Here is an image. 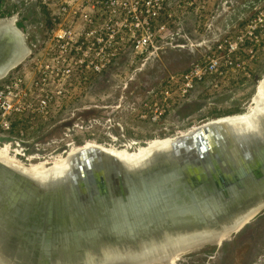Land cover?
Masks as SVG:
<instances>
[{
  "label": "water",
  "instance_id": "95a60500",
  "mask_svg": "<svg viewBox=\"0 0 264 264\" xmlns=\"http://www.w3.org/2000/svg\"><path fill=\"white\" fill-rule=\"evenodd\" d=\"M28 54L0 22V81ZM223 118L141 159L83 144L38 175L0 156V264H169L220 247L264 213V111L249 128Z\"/></svg>",
  "mask_w": 264,
  "mask_h": 264
},
{
  "label": "built area",
  "instance_id": "2783aa9c",
  "mask_svg": "<svg viewBox=\"0 0 264 264\" xmlns=\"http://www.w3.org/2000/svg\"><path fill=\"white\" fill-rule=\"evenodd\" d=\"M214 1L41 0L48 7L42 36L28 45L27 57L0 81L3 147L28 164L41 158L28 151L32 140L27 135L55 119L75 87L86 85L127 55L144 64L167 50L204 46L187 69L170 73L134 107L138 119L150 124L162 123L197 86L212 91L248 89L264 59V4L215 41L196 43L184 30L186 16L197 13L209 27ZM96 124L100 122L95 119L76 120L65 134ZM103 124L116 140L112 127L120 123L115 125L112 113Z\"/></svg>",
  "mask_w": 264,
  "mask_h": 264
},
{
  "label": "rangeland",
  "instance_id": "374dc122",
  "mask_svg": "<svg viewBox=\"0 0 264 264\" xmlns=\"http://www.w3.org/2000/svg\"><path fill=\"white\" fill-rule=\"evenodd\" d=\"M38 4L41 9L43 8L42 14L45 17L43 19L46 21L48 7L43 5L41 0ZM29 5L21 11L23 18L20 25L23 26L24 30H26L28 24H32L38 18L37 12L31 7L32 4ZM206 21L204 18H197L195 23L197 22L198 26L197 30L194 31L197 34L196 36L193 35L192 31L190 32L192 36L189 35L192 41L197 43L202 41L203 38L209 41L212 39L211 41H213L219 36L221 32L215 29V24L213 23L214 25L209 30L206 27ZM203 47L199 46L193 50H190L189 47L169 50L159 59H149L144 64H142L141 59L120 58L111 66L115 67H110L86 85L75 87L69 98L63 102V106L58 109L55 119L39 128L35 135H27V138L32 140L31 143L29 142L30 144H27L29 145L27 147L28 151L31 153L38 152L41 155V158L35 159L29 164L39 162L49 164L59 156L66 157L73 146H82L88 141L114 148H124L122 144H130V147L125 148L132 151L139 146H146L145 144L151 139L173 137L179 131L184 132L192 126L216 118V113L226 114L230 111L236 113L246 111L255 93L258 80H261L264 76V59L257 74L252 78V85L246 90L232 88V90L212 91L203 88L202 91H197L198 94L194 102L196 101L198 108H201L198 112L204 111L202 113L203 117H195L191 121H187L186 124L180 119L170 118L169 116L166 117V122L159 124L145 123L138 119L134 107L144 98L147 92L158 87L168 73L179 72V70L187 67L192 59L199 55ZM131 60L132 65H130ZM194 95L193 97H195ZM82 109H93L95 111L89 117L79 118L77 112ZM108 113L113 114L115 125L117 122L120 123L121 129L118 126L112 127V136H116V140H112L107 135V128L103 124V120ZM92 119L98 120L100 124H96L92 128L86 127L83 132L76 130L71 135L65 134L67 129H72L70 126L76 120L85 122V120ZM2 140L0 139V146L4 148ZM132 141H135V144L131 143ZM6 151L8 152V149ZM8 155L21 161L24 165H29L28 162L25 163L23 159L14 156L12 152H8ZM258 217L250 223L254 224L255 228L253 230L238 238L235 235L224 242L227 243L226 246H222L223 244L220 247L215 246L216 249L210 253L205 252L206 255H202L203 253L199 251L190 253L171 264H264V217L259 221L257 220Z\"/></svg>",
  "mask_w": 264,
  "mask_h": 264
},
{
  "label": "crops",
  "instance_id": "0c3cea01",
  "mask_svg": "<svg viewBox=\"0 0 264 264\" xmlns=\"http://www.w3.org/2000/svg\"><path fill=\"white\" fill-rule=\"evenodd\" d=\"M38 2L37 0H0V18L9 19L15 22V24L23 32L28 45L32 42H35L38 38L42 36L47 26V23H48V17L46 21H44L43 19L45 18L43 17V14H42L43 8L41 9L39 4L37 5ZM29 4H32L31 7H33V9H35V11L37 12L38 18L34 20L32 24H28L26 30H24L23 26L20 25V21L23 18V14L21 11L23 10L25 6H30ZM263 4H264V0H215L214 5L212 6V9H211L213 16L214 15L215 16L213 19L211 18L208 20L210 22V26L207 28L210 30L212 25L215 24L214 25L215 29L221 32L219 36L217 37L219 38L222 35H224L226 32H229L235 27L241 25L253 13L255 9H257ZM216 11H218V14H216ZM15 15H16V20L13 18V16ZM198 17L199 15L193 12H191L190 14L186 16L187 20L184 22V30L189 35H191L190 32L193 31V35L196 36L197 33L195 34L194 31L195 29L197 30L198 23L197 22L195 23V21L197 20ZM174 50H179V49H174ZM167 51L162 53L160 57H162L165 53H167ZM124 57L125 59L129 58L128 55ZM160 57H157L154 59H159ZM188 66L182 70H179V72L184 71L185 69L188 68ZM172 73H176V71ZM169 74L170 73H168L167 75L165 74L166 75L165 78ZM164 79L161 81V83L164 81ZM202 90L203 88L201 86H197V88L191 93L190 97L186 99L185 101H182L177 106H175L174 109L167 115V117L169 116L170 118L180 119V121H182L185 124L187 121H191L195 117L196 118L203 117L202 113H204V111L202 110L198 112V110H200L201 108H198L199 106L196 105V101L194 102L198 94L197 91H202ZM193 94H195L194 95L195 97H193ZM164 121L166 122V118L163 120L162 123H164Z\"/></svg>",
  "mask_w": 264,
  "mask_h": 264
},
{
  "label": "bare ground",
  "instance_id": "6f19581e",
  "mask_svg": "<svg viewBox=\"0 0 264 264\" xmlns=\"http://www.w3.org/2000/svg\"><path fill=\"white\" fill-rule=\"evenodd\" d=\"M4 20L5 21H3V19H0V22H7L8 21V19H4ZM263 77L261 80H258L257 85H256V89H255V93H254V95L251 99V103L248 105V109H246V111H243L240 113L229 114L228 116H230V117H226L227 115L220 116V118L226 117L223 119H246V120H248V122H247L246 127H244V128H249V125H251V127H252V121H250V120L252 118L253 113L264 111V78ZM217 118L218 117H216V119ZM211 119H214V118H211ZM208 120H210V119H208ZM195 126H197V125H195ZM195 126H192L188 130L195 128ZM172 140H173V137L151 139L145 144L146 146H139L137 149L132 150V151H128L126 148H114L112 146H106L103 144H102V146L113 151L116 155H118L121 158L123 157L125 159H132V158L141 159L142 157L144 158V156L147 155L152 148H155L158 146L164 147L166 144L171 143ZM91 143H96V142L88 141V142H85L84 144L89 145ZM79 147L80 146H73L70 149V151L74 152ZM6 150H7L6 147L2 148L0 146V156L2 158H5L6 160H8V161H10L16 165H24L21 161H18L14 157L11 158L8 155V152ZM67 163H68V157L67 156L66 157H60L59 156L58 158L53 159V162H51L49 164L47 162H40V163L29 164V165H24V166H26L28 170L36 171L37 173L36 172L35 173L40 175V174H45L48 171L52 172L54 169H56V170H58V172H60L67 167ZM53 174H55V173H53ZM173 262L174 261H171L169 264H171Z\"/></svg>",
  "mask_w": 264,
  "mask_h": 264
},
{
  "label": "trees",
  "instance_id": "16d2710c",
  "mask_svg": "<svg viewBox=\"0 0 264 264\" xmlns=\"http://www.w3.org/2000/svg\"><path fill=\"white\" fill-rule=\"evenodd\" d=\"M93 111H95V110H93V109H82L81 111H78L77 112V117H79V118L80 117L81 118H86L87 116L89 117V116H91L93 114ZM233 113H236V112L235 111H230V112H227L226 114H217L216 113V116L218 117V116H221V115H229V114H233ZM60 126H62V125H60ZM263 217H264V213H263V215H260V217H258L257 220L259 221ZM255 226H257V225H255ZM254 228H255L254 227V224H248V225H246L238 234H236V238L241 237V236H244L245 234H247L248 232H250ZM226 245H227V243H223L222 246H226ZM215 249H216L215 246H207V247L204 248L205 252H208V253L213 252Z\"/></svg>",
  "mask_w": 264,
  "mask_h": 264
},
{
  "label": "flooded vegetation",
  "instance_id": "af4514ba",
  "mask_svg": "<svg viewBox=\"0 0 264 264\" xmlns=\"http://www.w3.org/2000/svg\"><path fill=\"white\" fill-rule=\"evenodd\" d=\"M199 252H202V253H203L202 255H206L204 248L201 249V251H199ZM204 253H205V254H204Z\"/></svg>",
  "mask_w": 264,
  "mask_h": 264
}]
</instances>
